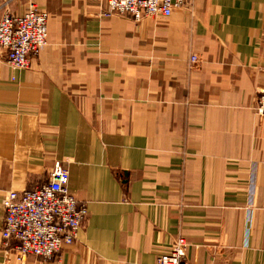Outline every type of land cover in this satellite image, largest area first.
<instances>
[{"label":"crops","instance_id":"crops-1","mask_svg":"<svg viewBox=\"0 0 264 264\" xmlns=\"http://www.w3.org/2000/svg\"><path fill=\"white\" fill-rule=\"evenodd\" d=\"M49 14L27 71L0 48V264H264V0H187L170 18H101L104 0H0ZM196 55L200 63L191 67ZM61 162L89 217L52 260L2 246L8 192Z\"/></svg>","mask_w":264,"mask_h":264},{"label":"built area","instance_id":"built-area-1","mask_svg":"<svg viewBox=\"0 0 264 264\" xmlns=\"http://www.w3.org/2000/svg\"><path fill=\"white\" fill-rule=\"evenodd\" d=\"M106 16L170 18L185 0H105ZM47 14L37 9L23 16L7 15L0 20V46L8 51L13 69H26L40 53L47 39ZM196 61V56H193ZM259 109L264 113V90ZM69 170L57 162L49 182L33 191L8 192L3 199L5 218L1 230L3 248L21 261L33 257L52 261L66 246L73 245L89 217L85 204L69 193ZM184 239L177 240L156 264H189Z\"/></svg>","mask_w":264,"mask_h":264},{"label":"rangeland","instance_id":"rangeland-1","mask_svg":"<svg viewBox=\"0 0 264 264\" xmlns=\"http://www.w3.org/2000/svg\"><path fill=\"white\" fill-rule=\"evenodd\" d=\"M104 5L106 6V8L102 11V13H101V18H103V19H109V18H111V17H113V16H115V15H112L111 17H109V16H106L105 15V13L107 12L106 10H107V4H106V1L104 0ZM186 5H187V0H185V3H184V6L183 7H186ZM183 7H179V8H183ZM33 8H35V9H37L40 13H45V14H47L48 16H47V39H46V44H45V46L42 48V50L40 51V53L38 54V55H36L35 57H38L41 53H42V51L46 48V46L48 45V35H49V14L44 10V9H41L40 7H38V6H35V5H31L29 8H28V10L24 13V14H26L29 10H31V9H33ZM24 14H22V15H14L13 13H11V12H8V13H6V14H4L1 18H0V20H2L5 16H7V15H13V16H23ZM133 17V16H132ZM134 18V17H133ZM145 19H151V18H155V17H144ZM158 18V17H157ZM135 19V18H134ZM136 21H140V20H144V19H139V20H137V19H135ZM0 42L2 43V40H0ZM0 48L1 49H5V48H3L2 46H0ZM6 51H8L7 49H5ZM8 53V52H7ZM193 56H196V55H192L191 56V58H190V63H191V67H195L196 65H198L199 63H200V59L196 56V61H193ZM8 58V57H7ZM32 58H34V57H32ZM8 66L12 69V70H20V71H27V70H29L30 68H31V62H30V65H29V67L28 68H26V69H13L11 66H10V64L8 63ZM264 90V87L261 89V91H260V94H259V100H260V97H261V92ZM259 100H258V111H259V113H260V115H264V113H262L261 111H260V109H259ZM179 239H184L185 241H186V244L188 245L187 247H189V242L187 241V239L185 238V237H180ZM179 239H177V240H179ZM186 260H187V258H186ZM189 263V262H188Z\"/></svg>","mask_w":264,"mask_h":264}]
</instances>
